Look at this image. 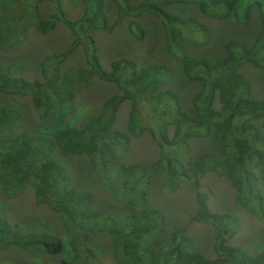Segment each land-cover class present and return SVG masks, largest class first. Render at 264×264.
<instances>
[{"label":"trees","instance_id":"obj_1","mask_svg":"<svg viewBox=\"0 0 264 264\" xmlns=\"http://www.w3.org/2000/svg\"><path fill=\"white\" fill-rule=\"evenodd\" d=\"M40 1L0 0V48L24 38L31 27L47 33L61 21L73 35L69 50L82 45L87 67L62 72L64 51L46 58L42 78L28 80L12 76L0 59V93L28 94L33 108L47 118L40 134L3 137L19 121L21 111L0 104V186L7 197H17L31 186L35 202L60 216L68 241L46 231L23 232L0 215V250L63 254L58 264H97L96 238L104 236L111 241L120 264H264V245L250 254L230 242L238 229L236 216L212 211L209 196L200 186L201 178L212 171L229 181L240 204L250 205L257 216L264 217V198L259 191V183L264 181V98L253 95L242 71L247 63L264 65V0H82L84 10L76 19L64 15L60 0H51L54 11L49 18L40 17ZM107 2L116 9L112 22L105 11ZM173 4L195 5L203 14L236 19L242 24L249 23L257 10L261 26L251 43L227 40L221 56L190 54L185 46L207 43L209 28L193 15L169 12L166 7ZM144 13L162 19L168 48L179 60L178 70L199 87L189 99L192 112L168 85L173 79L168 65H139L133 58L122 57L111 60L105 69L100 62L94 30L111 31L125 16ZM129 29L136 36L144 33L132 20ZM93 75L115 84L118 92L106 98L96 114L76 125L70 117L76 111L75 92L86 87ZM125 101L129 110L123 131L117 128V120ZM145 131L156 139L160 149L150 167L118 161L117 152L129 145L132 136ZM194 137H208L216 151L188 156L189 140ZM56 149L87 156L125 186L139 177L147 184L149 175L158 169L165 173L164 188L168 192L176 191L181 182L188 184L195 203L188 223L213 226L214 256L207 257L195 248L186 226L174 225L166 241L157 238L166 216L142 201L146 194L142 188L135 194L141 199L139 209L125 215L121 222L94 209V195L71 187L65 167L50 157ZM129 188L132 191L133 186Z\"/></svg>","mask_w":264,"mask_h":264},{"label":"rangeland","instance_id":"obj_2","mask_svg":"<svg viewBox=\"0 0 264 264\" xmlns=\"http://www.w3.org/2000/svg\"><path fill=\"white\" fill-rule=\"evenodd\" d=\"M139 1L131 0L132 3ZM60 4L64 15L69 19L80 17L84 10L82 0H60ZM38 6L42 18H49L54 11L51 0H41ZM166 9L180 16L193 15L209 28L210 40L207 43L196 42L185 46L186 52L190 54L221 56L227 40L241 39L251 43L261 26L257 10L253 12L249 23L242 24L236 19H217L203 14L197 6L190 4H173ZM105 11L109 22H112L116 15L114 4L107 2ZM131 20L139 23L144 29L141 36L134 35L129 29ZM93 35L100 62L105 69L109 67L111 60L122 57L133 58L139 65L152 63L168 65L173 70V79L168 85L181 95L188 111L192 112L189 99L199 87L178 70L179 60L176 53L168 48L167 29L161 18L149 13L125 16L111 31L96 29ZM72 40V32L61 21H57L54 28L47 33H41L35 27H31L24 38L11 46L0 48V59L12 76H21L28 80L42 78L41 69L46 58L64 51H67V54L60 64L62 72L87 67L82 45L69 50ZM242 71L252 85L253 95L256 98H264V65L247 63ZM116 92L118 88L115 84L93 75L86 87L75 92L76 111L70 116L74 124L78 125L88 116L96 114L103 101ZM1 103L15 106L21 111L19 121L4 132L3 137L19 133L27 135L42 133V126L47 122V118L41 117L33 108L28 94L0 93ZM128 110V101H125L118 110L117 128L123 131ZM189 145L188 156L216 151L214 143L208 137L191 138ZM159 154L156 139L145 131L139 136H132L129 145L117 152L116 159L126 165L138 164L147 168ZM50 157L65 167L70 175L71 187L89 191L94 195V209L105 211L121 222L125 215L139 209L141 199L135 194L136 189L142 188L146 192L142 201L149 207L159 208L166 216L165 226L162 232L156 235L157 238L166 241L174 225L186 226V234L193 241L195 248L207 257L214 256L213 226L197 221L188 223L189 217L195 211L193 193L188 184L181 182L176 191L168 192L164 188L165 173L158 169L149 175L147 184H143L145 178L139 177L135 180L137 182L131 179L125 186L120 179L113 177L109 170L93 163L85 155H72L56 149ZM129 185L133 186L132 191ZM200 186L209 196L208 202L212 211L236 216L238 229L230 242L243 247L250 254L257 253L264 245V217L257 216L250 205L240 204L229 181L212 171L205 173L200 180ZM259 191L264 198V181H260ZM0 215L23 232L46 231L58 235L65 242L68 241L60 216L45 204L35 202L31 186L17 197H7L0 186ZM96 242L99 246L97 264H120L107 237L99 236ZM62 258L63 254L52 255L16 249L0 250V264H58Z\"/></svg>","mask_w":264,"mask_h":264}]
</instances>
